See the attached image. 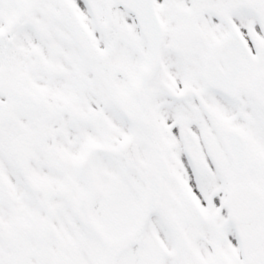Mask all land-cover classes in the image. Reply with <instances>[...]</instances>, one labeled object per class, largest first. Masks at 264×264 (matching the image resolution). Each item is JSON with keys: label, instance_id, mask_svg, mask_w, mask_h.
Masks as SVG:
<instances>
[{"label": "snow or ice", "instance_id": "obj_1", "mask_svg": "<svg viewBox=\"0 0 264 264\" xmlns=\"http://www.w3.org/2000/svg\"><path fill=\"white\" fill-rule=\"evenodd\" d=\"M0 264H264V0H0Z\"/></svg>", "mask_w": 264, "mask_h": 264}]
</instances>
